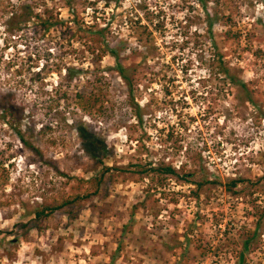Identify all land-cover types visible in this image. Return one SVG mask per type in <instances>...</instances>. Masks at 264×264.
I'll return each instance as SVG.
<instances>
[{"label":"rangeland","instance_id":"1","mask_svg":"<svg viewBox=\"0 0 264 264\" xmlns=\"http://www.w3.org/2000/svg\"><path fill=\"white\" fill-rule=\"evenodd\" d=\"M36 1L56 27L9 35L0 15V264H239L247 238L242 264H264V185L225 188L264 175V0H210V31L197 0ZM108 46L138 65L131 90ZM218 56L246 90L225 82ZM80 128L105 144L100 162ZM103 165L124 172L75 220L10 234Z\"/></svg>","mask_w":264,"mask_h":264},{"label":"trees","instance_id":"2","mask_svg":"<svg viewBox=\"0 0 264 264\" xmlns=\"http://www.w3.org/2000/svg\"><path fill=\"white\" fill-rule=\"evenodd\" d=\"M31 2L27 1L26 3H19L17 5H13L11 4L10 0L7 1L0 0V15L6 16V20L3 22V29L6 34L13 35L16 32L28 28L27 26L30 23H33V25L38 24V21L40 27L43 28V31L49 30L54 26L56 27L59 24L58 20L52 21V18L42 19L41 17L42 15H40L36 11L37 6H39L38 2L36 0H33ZM197 2L204 11L205 24L207 26V30L210 31L211 28L216 23H219L221 21V18L219 17L217 12H211L210 9L208 8V4L212 1L197 0ZM66 4L67 6H69L71 4V0H67ZM47 12L48 11H44V13ZM136 23L139 25L136 26L135 31L138 29H141L143 32L146 31L147 29L146 25H140L141 22L138 21V19ZM32 29L34 30L33 27ZM107 53L114 60V64H115L114 71L119 75V77L126 83L127 87L131 90L133 86V77L136 70L138 69V65L125 66L123 64L124 59L121 56V53L119 52L118 48L108 46ZM218 59H219V73L224 77L225 82L235 87L246 90V84L240 79H238L231 72V69L225 65V61L223 60V57L220 56ZM71 71L72 69L69 70V73ZM39 74L40 73H37L36 76H39ZM42 85L43 84L41 83L40 84L41 89L43 87ZM95 88L97 90H95L94 93H97L100 92L102 86L96 84ZM63 95L65 97L67 96V93H64ZM82 95L83 94H81V92H78L75 97V100H77V103L80 104V106L83 108L85 112H90L94 107V104L93 105L90 104V100H91L90 95L88 96L87 102L84 101ZM247 101L252 102L250 98H248ZM1 107L3 108L2 110L4 111L3 114L5 117L14 118V113L17 111V107L14 103H11V101H7V103L5 102V104L1 105ZM79 133L82 135L85 141H89L90 145H92L91 147H89V149L86 148V151L88 150L91 153L92 158L94 160L100 162L103 157L102 152L105 149V144H103L102 141L92 138L82 128L79 129ZM17 135L19 137L22 136L20 130L17 131ZM113 170L119 173L124 172V169L122 168H112V167L110 168L103 165L100 174H98L94 178L88 180H83V179L79 180V182H81L82 185L85 186V188L81 192H74L68 196L63 195V196L51 197L49 202L38 205V207L33 212V218L31 220L25 223L15 224L13 229L10 231V234H14L15 237L17 238L16 240H18L19 238L21 240L27 241L28 233L31 229H34L36 232L41 233L48 228L49 223L55 218L59 219L64 216L69 221L75 220L87 203L92 202L94 198H97L101 195L102 193L101 187L104 183L107 182L108 180L107 175H109V172ZM162 172L167 174H176V172L170 167H165L164 169H162ZM184 177H187V175H184ZM7 181H8V175L5 173L2 165H0V189L7 183ZM203 183H198V184L199 186H201ZM260 185H264V175L253 181L249 179H244L242 177H237L235 179H231L227 183L225 188L231 194H236L235 189L237 187H242L243 189L246 190H256ZM2 232L3 231L0 230V234ZM254 234L255 233H253L251 237H254L255 236ZM250 240L251 238L249 239L247 238L243 243V249L239 253V264H242L244 261V253L248 249L247 247L250 244Z\"/></svg>","mask_w":264,"mask_h":264}]
</instances>
